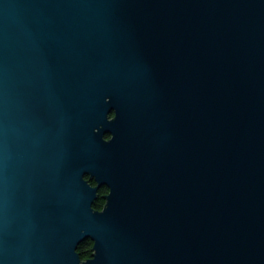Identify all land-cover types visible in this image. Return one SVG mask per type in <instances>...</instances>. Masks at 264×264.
I'll use <instances>...</instances> for the list:
<instances>
[{"label": "water", "instance_id": "water-1", "mask_svg": "<svg viewBox=\"0 0 264 264\" xmlns=\"http://www.w3.org/2000/svg\"><path fill=\"white\" fill-rule=\"evenodd\" d=\"M0 264H264V0H0Z\"/></svg>", "mask_w": 264, "mask_h": 264}]
</instances>
